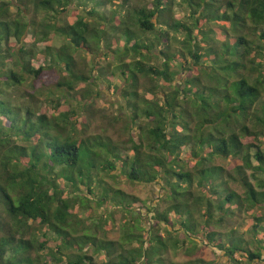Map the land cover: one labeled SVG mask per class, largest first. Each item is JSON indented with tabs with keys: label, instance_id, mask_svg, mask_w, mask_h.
<instances>
[{
	"label": "trees",
	"instance_id": "16d2710c",
	"mask_svg": "<svg viewBox=\"0 0 264 264\" xmlns=\"http://www.w3.org/2000/svg\"><path fill=\"white\" fill-rule=\"evenodd\" d=\"M117 1L120 10L113 7L108 18L100 8L115 0H0V264H165L168 251L184 248L186 255L194 251L198 234L233 264L240 262L235 254L246 255L248 263L264 264V239L248 241L236 234L224 245L226 233L220 238L216 230L235 211L258 208L261 215L254 216L245 233L264 234V151L243 141L264 136V63L256 61L264 52V0H177L178 7L185 4L190 21L172 17L175 0H153L151 7ZM73 4H89L86 13L91 20L79 15L72 23L64 21L61 15ZM215 27L223 40L216 39ZM111 33L121 34L124 41L121 52L112 51L116 54L112 66L127 82L125 97L132 96L126 119L131 124L147 120L146 129L139 125L138 143L130 139L131 145L124 147L105 143L101 136L79 140L78 130L84 125L78 117L88 105L80 113L72 107L48 117L36 110L34 101L18 104L19 97L6 93L20 89V98L34 99L38 90L21 88L26 83L34 88L33 79L44 72L42 66L31 65L35 48L21 44L15 49L11 39L20 43L26 34L35 42L61 37L57 58L54 49H46L54 63H63L66 57L68 77L56 87L75 92L78 82L87 79L73 68L72 54L93 53ZM150 56L161 57V64L147 63ZM178 74L183 77L175 83ZM142 78L151 83L145 92L156 97L162 91L160 102L138 93ZM46 94V101L58 110L61 96L56 98L51 90ZM184 148L189 150L190 167L180 157ZM126 151L132 155L123 157ZM228 158L240 164L231 171L216 164ZM117 170L130 182L159 179L166 206L154 209L148 225L137 217L122 219L120 235L113 241L97 232L100 229L103 235L108 230V219H77L72 209L77 203L86 208L91 201L96 206L110 202L130 214L129 197L103 179L114 177L111 173ZM232 182L243 189V196L229 188ZM80 186L90 197L84 190L83 196L73 192ZM195 187L202 194L194 195ZM221 190L224 196L218 195ZM113 191L124 199H116ZM194 202L200 203L195 211L189 207ZM159 225H164L163 234ZM175 225L183 239L167 229ZM205 227L214 228L203 233ZM51 234L58 243L50 248ZM87 245L93 254L104 255L102 263L85 253ZM183 264L212 262L192 259Z\"/></svg>",
	"mask_w": 264,
	"mask_h": 264
},
{
	"label": "rangeland",
	"instance_id": "374dc122",
	"mask_svg": "<svg viewBox=\"0 0 264 264\" xmlns=\"http://www.w3.org/2000/svg\"><path fill=\"white\" fill-rule=\"evenodd\" d=\"M152 1L153 0H133V4H137L140 6L146 5L148 7H151ZM177 3L178 1L175 0V5L172 6V17L190 21L188 17V10L186 9L185 4H183V6L181 7H178L176 5ZM119 4V1L115 0L114 4L111 5L110 3H108V5L104 8H100V11L107 14V17L109 18L111 16L109 11H111L113 7L116 8L115 10H117V12L118 10H120L121 6ZM89 7V4L85 5V7L84 4H80L78 7H75V4H73L61 16L65 19L64 21H68L71 23L75 21L79 15H82L86 19L91 20V17L86 13V11L90 9ZM10 10L12 12H15L14 7H11ZM117 14L119 15V13ZM41 15L42 14H38L37 19L40 20ZM215 29L216 39L223 40V34L220 33V30L217 27H215ZM114 37H116V40H113ZM146 37H148L149 39V37L151 36L147 33ZM176 37L177 39H182V36L180 35H176ZM34 39L35 38H33L31 34H26L22 37L20 43H17L15 39H11L9 43L10 46L15 44V49H17V47H20L21 44L25 45L27 49L32 46L35 48L36 56H34V58L31 60V65L35 68L42 66L44 72L39 78L33 79L34 88H32L29 83H26L22 86L21 90L31 91V89H33L38 90L40 93L35 95L34 99H25L20 98V95H22L20 89L15 93L14 89L9 88L6 92L9 94V96H14L15 94L17 97H19V99L17 98L18 104H27L26 102L34 101L33 104L36 106V110H38L39 113H45L48 117L57 115L62 111H68L72 107L80 113L82 106L88 105L85 107L87 111H82L83 114L80 113V116L78 117V122L80 121V123L84 125L81 126V128H79L78 130L79 140L82 139L84 141H88L92 140L96 136H101L102 141L105 143L111 141L112 144H121L124 147H129L131 145L130 139L134 140L137 143L141 141L140 138H142V135L141 130L139 129V125H142V127L146 129L147 120L146 118L138 119L134 124H131L132 122L126 119L129 115H131V112L128 109V103L133 102L131 100L132 96L125 97V90L128 88L127 82L122 80L119 72H117V70L112 66L115 63L116 57V54L112 52L113 49L117 52H121V48L123 47L124 41L121 34H109L107 36V39L100 45L101 47L99 49L94 48V52L91 54L85 51H79L72 54V63L74 65L73 68L78 73H82L87 79L86 82H78L75 87V92L77 93L71 92L65 89V87H56L57 81L68 77V72L65 70L64 66L66 57L63 60L64 64L60 63L59 61L54 63L51 59L52 56L49 55L46 47H50L52 50L54 49V54L52 55L57 58L59 52L55 50L61 47V45L63 44L62 38L53 35L42 41L35 42ZM109 44L112 45L108 46ZM174 45V48L176 49L178 43L176 42ZM125 59L126 62L131 60V58L128 57ZM148 60L149 62L147 63H154V65L161 64L162 62L161 57L160 59H158L156 57L150 56ZM256 61H261L264 63V52L263 55H260L256 58ZM171 68L175 69L174 67ZM112 72H114V74ZM182 77V74L176 75L175 83L181 82L180 79H182ZM159 83L161 85V81ZM138 86L140 89L138 93L145 95L146 99H150L153 102H160L159 100L162 96V91L160 92V90H158V94L156 97H153L151 93L145 92V89L151 86L149 79H140ZM47 90L54 91L56 98L61 96V106L58 108V110H55L52 105L46 101L45 97L47 96ZM140 94H138L139 97H142ZM87 95H89V98L85 99ZM65 99H67L69 103H67V100ZM127 100H131V102L127 103ZM243 141L245 143L255 144L264 151V136H261L258 140L248 137ZM187 153H189L188 148H184L180 154V157L186 159L188 167H190L192 163L190 161L189 154ZM129 155L131 156L132 152L126 151L125 153H123V157ZM216 164L222 166L223 169L227 171H231L235 165L240 164V161L234 158L218 159L216 160ZM250 173V171L246 172L250 182L252 184H255V180L251 176H249ZM111 174L114 177L103 176L104 182L107 183L109 187L122 191L125 194V199H127V196L129 197L128 204L131 206L130 208H133V211H131L130 214L125 215V210H122V208H118L117 206H115V204H112L110 202H107L106 204H103L101 206H96L92 201L86 208L81 207L80 204L77 203L72 209V212L75 214V218L91 219L92 222L94 221V219H108V230H106L105 233L103 232L104 234L102 235V231L99 229L97 231L98 236L116 241L120 235L118 227L122 219L137 217L138 219H143L144 224L148 225V223H153V212L155 211L154 209H158L161 211L165 208L166 203L165 201L161 200L163 195H165V191L163 190L162 182L159 179L155 178V180H153L151 183H136L130 182L124 176H121L119 174V170L114 171ZM258 177H262V175H258ZM59 183L62 187H64L63 180H60ZM229 188L234 189L238 194L243 196V189L237 183H230ZM82 190H84L85 192V188L80 186L79 191L73 192L77 195L83 196L85 194L86 196H89L86 192L82 194ZM193 191L194 195H197L199 193L202 194V190L199 191L196 187L193 189ZM225 194L226 192L224 190H221L218 195L224 196ZM112 195L116 196V199H124L122 193L113 191ZM64 196H67V190L65 191ZM112 198L113 197L110 194L109 200L112 201ZM194 205L195 206L189 205V207L194 211L195 209H199V202H194ZM260 212V209L254 208L252 210H243L240 213L235 211L234 214H230L229 217H226L224 221L220 223V226L216 227L219 235L222 233H226L225 240L223 241L224 245H227L230 238H233V236H236V234L241 235V238L247 239L248 241H253L255 240V238L264 239V234L260 231L257 235H255V233H245L254 223V216H256L257 214L261 215ZM262 213H264V209ZM171 217L172 222L176 223V219H173V216ZM262 224L264 223L262 222ZM34 225L35 227L38 226L37 223ZM159 227V233L163 234L162 229L164 228V225H159ZM197 227H199V225ZM213 228L214 227H205L201 231L205 233ZM167 229H169L170 231L173 230V233H175L176 236H178L180 239L184 238V233L181 232L179 225H175L173 228H171V226H168ZM176 229L178 230V232L174 231ZM233 229H235V231ZM42 231H45V228H43ZM50 236L51 241L49 242L48 247L51 248L54 247V245L58 242L55 241L57 239H55L53 234H51ZM203 236L204 234H198L194 236L197 241L198 247L193 249L195 251H192L193 253L191 252L186 255L184 248H181L175 253L172 251H168L164 256V259L166 261L165 264H183L186 261L192 259H201L205 262H212V264H233L231 261H228V258L224 256V253L222 251L214 248L213 245L208 244L207 240H205ZM220 238H222V235H220ZM188 245L189 244H187V246ZM250 249L255 251L254 245L251 244ZM84 251L87 255H94V260L97 263H102V261H104L105 259L103 254H93L92 249L88 245L85 246ZM234 257L236 260L240 261L239 264H263V262L259 260L248 263L246 261V255L235 254ZM262 258H264V254L262 255Z\"/></svg>",
	"mask_w": 264,
	"mask_h": 264
}]
</instances>
